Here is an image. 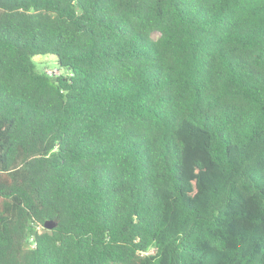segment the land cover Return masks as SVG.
I'll use <instances>...</instances> for the list:
<instances>
[{"label":"trees","instance_id":"1","mask_svg":"<svg viewBox=\"0 0 264 264\" xmlns=\"http://www.w3.org/2000/svg\"><path fill=\"white\" fill-rule=\"evenodd\" d=\"M0 264H264V0H0Z\"/></svg>","mask_w":264,"mask_h":264},{"label":"rangeland","instance_id":"2","mask_svg":"<svg viewBox=\"0 0 264 264\" xmlns=\"http://www.w3.org/2000/svg\"><path fill=\"white\" fill-rule=\"evenodd\" d=\"M34 62L37 65L39 70H46L48 72H60L58 61L54 55H38L34 57ZM38 228H41V225H38Z\"/></svg>","mask_w":264,"mask_h":264},{"label":"water","instance_id":"3","mask_svg":"<svg viewBox=\"0 0 264 264\" xmlns=\"http://www.w3.org/2000/svg\"><path fill=\"white\" fill-rule=\"evenodd\" d=\"M55 226H56V222H53L51 220H47L44 225V227L47 229H53Z\"/></svg>","mask_w":264,"mask_h":264},{"label":"built area","instance_id":"4","mask_svg":"<svg viewBox=\"0 0 264 264\" xmlns=\"http://www.w3.org/2000/svg\"><path fill=\"white\" fill-rule=\"evenodd\" d=\"M50 74H54V73H57V70L55 72H49Z\"/></svg>","mask_w":264,"mask_h":264}]
</instances>
